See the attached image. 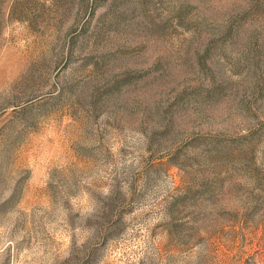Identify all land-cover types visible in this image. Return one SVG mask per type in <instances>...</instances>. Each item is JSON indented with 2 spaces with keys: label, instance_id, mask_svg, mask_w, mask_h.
I'll return each mask as SVG.
<instances>
[{
  "label": "rangeland",
  "instance_id": "obj_1",
  "mask_svg": "<svg viewBox=\"0 0 264 264\" xmlns=\"http://www.w3.org/2000/svg\"><path fill=\"white\" fill-rule=\"evenodd\" d=\"M0 264H264V0H0Z\"/></svg>",
  "mask_w": 264,
  "mask_h": 264
}]
</instances>
